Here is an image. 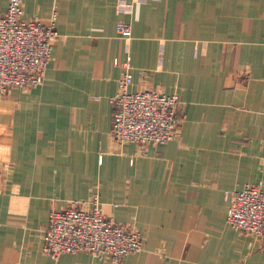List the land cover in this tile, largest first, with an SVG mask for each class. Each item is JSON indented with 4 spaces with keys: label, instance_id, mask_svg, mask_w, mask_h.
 <instances>
[{
    "label": "crops",
    "instance_id": "1",
    "mask_svg": "<svg viewBox=\"0 0 264 264\" xmlns=\"http://www.w3.org/2000/svg\"><path fill=\"white\" fill-rule=\"evenodd\" d=\"M21 2L42 23L55 9L58 35L42 82L0 95V264H113L41 252L49 212L92 192L103 215L140 234L120 264H264V243L227 225L223 196L264 191V0ZM127 56L129 92L180 97L163 144L111 137Z\"/></svg>",
    "mask_w": 264,
    "mask_h": 264
},
{
    "label": "built area",
    "instance_id": "2",
    "mask_svg": "<svg viewBox=\"0 0 264 264\" xmlns=\"http://www.w3.org/2000/svg\"><path fill=\"white\" fill-rule=\"evenodd\" d=\"M116 6L129 11L130 4L116 0ZM55 9L46 23L24 19L21 0H7L0 12V95L10 88H32L42 82L58 35ZM116 33L128 40L129 23L117 21ZM129 56L122 71L112 105L110 134L122 146L135 143L141 147L171 140L180 116V97L156 90L129 92L131 83ZM114 65L118 60L114 59ZM97 192L85 200H71L63 208L48 214L41 236V252L52 259L64 253L86 252L97 259L120 264L129 254L142 249L139 232L131 225L115 223L100 211ZM227 201L226 223L264 243V191L256 184L239 190L224 191Z\"/></svg>",
    "mask_w": 264,
    "mask_h": 264
}]
</instances>
